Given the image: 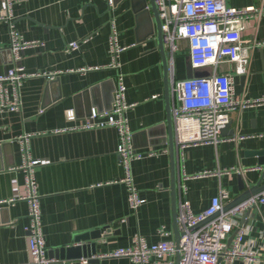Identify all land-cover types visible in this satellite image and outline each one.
Segmentation results:
<instances>
[{
  "label": "crops",
  "instance_id": "1",
  "mask_svg": "<svg viewBox=\"0 0 264 264\" xmlns=\"http://www.w3.org/2000/svg\"><path fill=\"white\" fill-rule=\"evenodd\" d=\"M114 1L109 7L107 0H12L14 28L23 40L41 43L22 50L18 61H14L9 46V22L0 18V75L17 65L29 74H39L22 80L16 90L21 102L18 111L0 110V202L5 201L0 204V264H30L25 230L28 205L20 199L25 194L24 171L16 168L25 158L38 161L34 177L47 250L71 246L75 236L83 232L111 229L106 238L95 240L91 264H134L125 257L96 256L129 246L135 234L148 244L175 242L180 197L193 213H200L212 197L226 191L224 206L243 191L238 179L248 188L264 169L256 154L264 148V105L233 111L216 145L189 146L180 153L174 142L175 203L163 66L150 1L137 0L146 2L144 11L148 12L139 16L132 5L135 0ZM226 2L236 8L264 9V0ZM3 6L4 0H0V17ZM112 22L118 44L126 47L118 54L117 67L112 66L109 49ZM242 39L252 44V49L247 72L234 77V98H263L264 15L244 22ZM73 41L80 43L79 49H69ZM179 47L173 66L175 79L187 78V42L179 41ZM94 67L97 69L85 70ZM231 68L223 63L217 71ZM194 71V75H208L211 67ZM44 73L56 75L48 78ZM171 76L169 69L170 102ZM119 77L125 86V102L133 104L126 117L134 148L141 153L155 152L130 164L134 184L144 200L135 211L121 181L125 170L117 152L118 130L112 126L74 128L85 122L89 108L110 109ZM4 85L12 97V85ZM69 109L75 113L74 120L66 117ZM22 136L28 137L22 140ZM183 173L188 177L183 180L185 193L180 194ZM11 199L14 201L8 202ZM236 223L247 228L244 243L260 253L259 264H264V206L248 208L236 217ZM160 229L167 235H160ZM166 261L176 264L177 254ZM150 264L160 263L152 257ZM233 264L246 263L236 260Z\"/></svg>",
  "mask_w": 264,
  "mask_h": 264
},
{
  "label": "built area",
  "instance_id": "2",
  "mask_svg": "<svg viewBox=\"0 0 264 264\" xmlns=\"http://www.w3.org/2000/svg\"><path fill=\"white\" fill-rule=\"evenodd\" d=\"M154 2L161 20L164 47L169 55L172 75L171 115L176 148L182 153L183 149L189 146L216 145L222 139L221 131L228 124L231 112L264 105V97L243 100L234 98V77L247 72L252 49V44L242 39L244 22L264 15V9L236 8L229 6L226 0H154ZM107 4L111 7L113 0H107ZM11 6L12 0H4L0 18L9 22V46L14 61H18L22 50L41 45V43L22 39L20 33L14 28ZM111 24L109 49L112 66L117 67L118 54L126 47L118 44V32L113 22ZM181 40L187 42L188 62L192 70L211 67L208 75L174 78L175 54L180 50L179 41ZM79 45L78 41H73L68 44V47L71 50H77ZM223 63L231 65V71L218 72V65ZM88 69H97V67L85 70ZM34 75L39 74H29L20 65L9 68L6 74L0 75V110L18 111L20 109L21 102L16 90L22 80ZM44 75L53 78L56 74L44 73ZM5 82L12 85V97L9 96ZM124 91L125 86L119 77L110 109L99 111L95 107L89 108L85 122L74 128L92 129L112 126L118 130L120 143L117 152L125 170V176L121 181L127 186L129 206L135 211L144 203V200L139 196L134 184L130 164L133 160L155 155V152L141 153L135 150L133 134L126 117V111L133 104L125 102ZM66 117L68 120H74V111L67 110ZM27 137L22 136L21 139L25 140ZM23 151L27 156L25 147ZM37 163V160L25 158L24 164L16 167L24 171L25 194L20 199L26 200L28 205V224L25 228L27 248L30 264H54V259L47 256L42 231L39 194L34 177V166ZM231 170L223 171L230 173ZM187 177L184 173L181 176L180 194L185 193L186 187L183 180ZM224 198H228L226 191L212 197L210 204L202 212L193 213L189 203L180 197L177 202L176 216L178 230L181 233L178 248L172 240H160L148 244L143 236L135 234L129 246L101 253L96 258L125 257L134 264H150L151 258L154 257L157 263L165 264L166 258L179 253L178 264H220V262L233 264L236 260H242L246 264H259L261 255L244 243L247 228L237 225L236 217L254 205L264 206V191L223 212L221 210ZM12 201L14 199L8 202ZM4 202L1 201L0 204ZM159 233L162 236L167 235L163 229H160ZM90 258L81 257L69 264H91ZM166 264L169 262L166 261Z\"/></svg>",
  "mask_w": 264,
  "mask_h": 264
},
{
  "label": "water",
  "instance_id": "3",
  "mask_svg": "<svg viewBox=\"0 0 264 264\" xmlns=\"http://www.w3.org/2000/svg\"><path fill=\"white\" fill-rule=\"evenodd\" d=\"M133 0H130V2ZM150 1V11L152 12L154 16V24H155V30H156V38L158 41L159 50L161 53V59H162V66H163V76H164V87H165V99H166V106H167V117H166V126H167V142L169 145L170 150V156L172 159V187H173V198L175 203L177 202V190L178 187L176 185V179H175V148H174V141H173V122H172V115H171V102L169 97V79H168V71H169V61H168V53L165 50L163 39H162V31H161V20L159 18V14L157 11V7L155 5L154 0ZM115 1L113 0V4ZM146 2L139 3L137 0L135 2H132L133 7L137 8L138 16L141 14H144L147 9ZM149 10V9H148ZM147 10V11H148ZM145 14H148L146 12ZM195 71L192 70L189 62L186 66V76L187 78L192 77L194 75ZM196 75H201L199 73H196ZM229 124V123H228ZM228 124L222 129L224 131ZM221 131V133H222ZM134 146V145H133ZM256 154L259 156V164L264 165V148L260 149L256 152ZM239 186L243 191L233 198L231 201H229L227 204H225L222 207L221 211H227L230 208L234 207L238 203L244 201L245 199L256 195L262 191H264V169L262 170V173L260 175L259 180L253 184L252 186L245 188L243 180H239ZM111 232L110 228H105L104 230L96 229L91 232H83L81 234H78L74 238V243L71 246H61V247H55L53 249L47 250V256L49 258H54L56 261H58L57 264H65L66 262H69L73 259H78L81 257H91L92 254L96 253L95 249V240L98 239H104L108 236V234ZM181 233L177 228H175V245L176 248L179 246ZM94 241V242H93ZM180 259L179 253H177V262L178 264ZM90 261H94L90 258Z\"/></svg>",
  "mask_w": 264,
  "mask_h": 264
}]
</instances>
